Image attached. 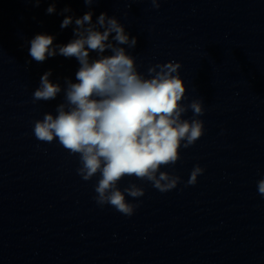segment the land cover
I'll list each match as a JSON object with an SVG mask.
<instances>
[{"label":"water","instance_id":"95a60500","mask_svg":"<svg viewBox=\"0 0 264 264\" xmlns=\"http://www.w3.org/2000/svg\"><path fill=\"white\" fill-rule=\"evenodd\" d=\"M49 2L0 0V264H264V0H83ZM68 7L71 12L59 14ZM92 11L116 16L137 38L138 71L178 61L187 104L202 98L204 135L181 160L162 168L181 182L161 193L150 183L124 178L144 188L140 206L126 217L93 199L97 177L76 174L78 158L54 140L38 141L33 121L55 115L63 93L32 102L41 75L53 82L75 81V58L31 59L36 34L73 38L65 15ZM110 54V53H105ZM95 57V53L90 54ZM189 109L183 118L191 119ZM205 169L185 187L194 165ZM129 201H137L127 197Z\"/></svg>","mask_w":264,"mask_h":264},{"label":"clouds","instance_id":"9594fccd","mask_svg":"<svg viewBox=\"0 0 264 264\" xmlns=\"http://www.w3.org/2000/svg\"><path fill=\"white\" fill-rule=\"evenodd\" d=\"M27 2L37 7L49 2L46 14H53L59 0ZM83 2L91 9L100 0ZM148 2L158 10L163 0ZM69 12L65 7L59 14ZM73 22V38L66 44H54L55 37L48 34H36L29 41V55L37 63L59 55L75 58L79 65L76 82L65 77L63 87L50 79L51 69L41 75L32 102L56 100L61 93L63 100L55 106V115L45 112L33 121L32 131L38 141L56 140L76 156V174L82 180L97 177L93 199L98 206L108 205L131 217L145 190L131 181L121 190L120 182L135 177L161 193L175 189L181 177L161 169L174 166L181 160V148L191 147L204 135V122L199 119L205 114L203 99L182 102L187 99L186 86L178 61L156 63L148 66L147 75L140 73L135 57L127 51L135 48L137 38L130 37L116 16L101 12L93 23L89 10L75 19L65 15L60 27ZM93 52L95 57L90 55ZM189 109L190 120L183 118ZM204 171L194 165L184 186L195 185ZM257 189L264 197V178L257 181Z\"/></svg>","mask_w":264,"mask_h":264}]
</instances>
